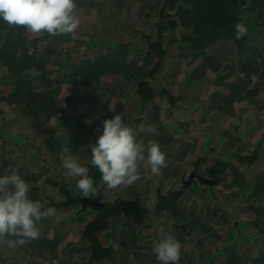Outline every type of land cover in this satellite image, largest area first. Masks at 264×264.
<instances>
[{
  "label": "flooded vegetation",
  "instance_id": "1",
  "mask_svg": "<svg viewBox=\"0 0 264 264\" xmlns=\"http://www.w3.org/2000/svg\"><path fill=\"white\" fill-rule=\"evenodd\" d=\"M171 15L173 27L167 36L171 43L169 46H173L180 52L184 47L181 37L188 31L180 24L176 11H173ZM241 16L245 18L243 14ZM245 26L252 33L261 29L260 26H255L254 21ZM197 40L202 42L201 38ZM184 58L183 56L180 60V65L183 67L182 73L189 78L191 86L195 85V90L202 92L200 67L202 61L192 57ZM171 59L174 61L173 57ZM189 63H192L190 68L187 67ZM225 72V68L219 70L217 72L219 81L213 84L219 94L216 98H214L216 93L210 99L207 98L208 101H217L221 106L210 109L207 118H199V122L196 117L202 115L203 102L198 93L195 94L196 103L193 107L183 102L185 97H189V89H186V95H180L181 100L175 106L171 105L168 96L155 97L150 107H147L144 112L141 96L135 92V81L129 82L124 77V81L119 84L122 89H110L111 92L108 94L97 90L103 78L99 83L85 87L80 94L81 97H77L79 95L77 88L71 94L45 92L31 94L34 99H39V107L35 104L31 106L25 103L10 104L9 95L4 99L0 96V176L5 174V169L8 167L18 169V174L30 185L29 197L40 201L44 206L42 210L48 207L57 210L56 217L39 222L38 239L16 248H9L6 242L0 243V264H53L46 259L47 254H59L60 259L57 264H94L91 243L82 237V230L106 228L111 225V205L122 199L128 201V204L117 218L125 222L129 220L134 230L128 229L131 230L129 236L121 233V241L127 245L120 247L114 244L113 259L103 264H159L153 254V245L161 238V235L157 225L153 232L148 233L152 229V226L148 224V217L161 214H166L163 220H174L172 226L165 229L172 235L175 234L174 224L189 231L192 229L195 234L198 233L196 230L202 232V221L208 226L211 221L212 227H209L206 233L219 238L218 243L213 244L215 253L210 255L211 261L217 258L215 260L219 261L218 264H228L227 261L231 260H237L243 264H264V148L260 140L251 143L258 137L257 133L246 132L248 127L257 123V118L261 121V127H264V88L260 87L262 83L258 81L248 85L247 72H239V75L231 79H226ZM238 85H242L243 91L240 97H234L230 90ZM132 95L139 99V114L149 112L150 109L151 115L150 121L140 116L128 122L122 117L124 122L132 128L138 141H143L142 128L145 130L149 125H154L157 131L160 123H163L172 135L179 132L184 141H201L195 156L198 160L191 163L188 168H184L187 171L186 174L194 173L202 175L203 178L209 177L210 170H216L220 162L225 164L227 172L222 176L223 182L219 183L212 179L216 185L209 189L199 186V193L193 189H186L180 176L175 184H170L172 187L170 191L190 190L196 199L194 204L205 196L215 201L218 194L222 199L218 206L213 205L207 208L206 203L202 202L200 206L202 210L200 207H191L184 212L180 208L176 214L168 210L156 211L159 193L165 194L166 186L162 184L161 188H157L149 183L154 179L162 181L164 177L159 173L153 174L150 178L146 161L145 182L140 175V179L131 186H120L109 190L103 184L101 174L91 165L89 144L95 143L102 133L103 120L113 118L116 114H126L124 110L130 104ZM46 98L54 99L57 105V108L49 113L42 107L46 105ZM116 98L119 100H115ZM121 98H124V103L120 102ZM164 103L167 104V109L161 113L159 122L158 105ZM236 115L239 116L237 120ZM86 118L92 119L91 125L84 123ZM25 122H28L32 135L25 133L21 127ZM192 127H195L199 133L196 139L190 138ZM155 133H151L153 141L161 146L160 140L154 138ZM13 137H20L19 141L22 143L12 139ZM65 148L68 149V155H72L78 163L89 168V175L97 188L95 195L83 196L75 186L76 181L67 176V171L57 155ZM174 149V143L173 146L164 144L165 154H168V150ZM190 154L191 151H189ZM180 156L188 157L181 154ZM145 189L148 190L147 193H144ZM225 193H229L230 196H224ZM232 197L241 199L244 204H232ZM145 199L152 200L150 207L144 206ZM185 200L187 198H184L182 203ZM132 205L136 207L129 211ZM203 211L205 214H202ZM178 218L181 220L180 223H177ZM121 227L127 232L125 224ZM67 229H72L80 235L78 240L68 242L62 249L59 248L55 252L47 248L48 242L62 245V238H58L57 233ZM107 238L108 233L104 239ZM108 243L113 241L108 240ZM131 243L135 245L134 250L130 246ZM186 243L187 240L182 238L180 244L183 262L189 256L185 252ZM231 243H234L232 247L225 248ZM116 249L121 251L119 260L115 258Z\"/></svg>",
  "mask_w": 264,
  "mask_h": 264
},
{
  "label": "trees",
  "instance_id": "2",
  "mask_svg": "<svg viewBox=\"0 0 264 264\" xmlns=\"http://www.w3.org/2000/svg\"><path fill=\"white\" fill-rule=\"evenodd\" d=\"M113 1L116 6L121 5L120 0ZM75 2L77 4L76 11L78 7L92 8L98 5L88 0H75ZM135 3L137 4V19L146 33L135 26H130L129 18L123 20L121 17L122 10H110L107 14L100 15L98 34L100 37L98 43L107 47L110 53L97 55L94 59L88 56L76 59L75 51L82 48L86 49V44L91 39L90 34L86 32L88 24L82 22L81 19L80 26L74 33L57 37L50 36L47 33L32 36L26 34L23 27H9L1 21L0 71L4 72L5 76L13 78L12 92L9 94L10 104L25 103L28 106L35 104L39 107V99H34L31 94L40 93L43 86L45 89L42 92L48 94L61 92L62 85L61 87H55L56 80L52 81L50 79L51 73L44 63L45 60H50L52 50L48 49L46 57L39 59L36 56L30 57L28 48L39 41H67L72 52L64 59L55 58V61L62 66L68 61H72V72L67 76L59 73L54 79L63 76V80L58 83L63 81L68 83L69 94L77 88L76 91L79 94L77 97H81L80 94L85 87L99 83L102 78L109 75H119L129 82L135 81V92L141 96L144 112L147 107H150V103L155 97L164 98L168 96L171 105L175 106L181 100V96H176L166 88L156 89L152 84L161 73L164 61L169 55L168 47L171 43L164 41V38L168 36L171 27H173L171 15L173 11L177 12L180 24L188 31L187 34H183L181 37L182 46L188 48H182L185 54L184 59L192 57L202 61L200 65L202 69V92L213 88L215 89L213 94L216 93L214 98L219 94L212 82L217 78V72L222 70L223 67L222 63L210 52L216 45L230 40L234 42L241 56L240 66L242 72H247L249 75L248 85H252L254 75H259L264 79V53L256 51L251 46L250 38L253 37V33L248 29L244 37L237 39L234 27L238 22L246 25L254 21L255 26L261 27L257 34H264V0H180L178 2L174 0H135ZM133 11L131 8L130 12ZM242 14L245 18L241 16ZM105 31L106 33L103 35ZM197 38H201L202 42ZM113 51H115L114 54H112ZM29 70H36L39 75H30L28 74ZM260 87L264 88V84H261ZM242 91V85L235 86L230 90L234 97H240ZM45 104L42 107L48 113L57 108L55 100L52 98H46ZM146 114H148V120L150 121V112H146ZM157 117L160 122L161 113L157 114ZM143 136V142L146 145L148 143L146 136H148V139L152 138L151 133L147 132V128L144 130ZM180 136L179 132L172 135L170 130L164 127L163 123H160L154 138L161 139V146L164 144L173 146L174 143L175 149L172 152H177L181 144L177 138ZM180 153L183 156L189 155V151H181ZM226 172L227 167L220 162L219 167L216 170H210L208 174L211 179L222 183V176ZM187 191L181 189L170 191L167 194L160 192L159 202L155 210H168L176 214L180 209L182 200L189 198L188 194H191ZM191 196L194 198L192 194ZM127 204L128 201L122 199L111 205L110 217L112 224L106 228L82 230V237L88 239L91 243L94 264L111 261L114 255V244L120 247L127 245V243L121 241V233H126V229H121V226L125 224L127 229L133 231V224L129 220L125 222L117 218ZM135 207V205H132L129 211ZM180 222L181 220L178 218L177 223ZM209 227H212L211 221L209 226L202 221V232L206 233ZM173 229L175 232L173 236L179 242L182 241V238L188 241L192 237H201L199 233L194 234L192 229L189 231L186 228L179 227L178 224H174ZM183 230L184 233L181 232ZM104 233H109L108 238L112 240L103 239ZM108 240L113 241V243H108ZM46 246L51 248L53 252L60 247L59 244L52 242H48ZM182 262L183 260L180 259L179 263ZM190 262H196V260L192 259ZM227 263L243 264L237 260L227 261ZM202 264L214 263L209 258V261L202 262Z\"/></svg>",
  "mask_w": 264,
  "mask_h": 264
},
{
  "label": "clouds",
  "instance_id": "3",
  "mask_svg": "<svg viewBox=\"0 0 264 264\" xmlns=\"http://www.w3.org/2000/svg\"><path fill=\"white\" fill-rule=\"evenodd\" d=\"M75 0H0V21L9 27H23L26 34L38 36L47 33L57 37L74 33L80 26ZM237 39L247 34L244 23L235 24ZM30 75H39L29 70ZM114 110V109H110ZM92 119L84 123L91 125ZM141 131H144L142 128ZM147 132L155 133L154 125ZM91 165L101 174L107 189L131 186L140 179L139 163L145 161L152 174L157 175L167 167L166 155L155 141H138L132 128L124 122L122 114L102 121V133L95 143H90ZM146 152V156H145ZM68 149L57 153L67 176L76 181V188L85 196L95 195L97 188L89 175ZM30 185L18 169H5L0 176V243L9 248L22 247L40 236L39 222L56 217L57 210L44 207L40 201L29 197ZM161 239L153 245V254L159 264H179L182 248L180 242L163 227L158 229ZM13 237L14 239H7Z\"/></svg>",
  "mask_w": 264,
  "mask_h": 264
},
{
  "label": "rangeland",
  "instance_id": "4",
  "mask_svg": "<svg viewBox=\"0 0 264 264\" xmlns=\"http://www.w3.org/2000/svg\"><path fill=\"white\" fill-rule=\"evenodd\" d=\"M89 2H95L98 4L95 7L92 8H84V7H78L77 10V15L79 18L82 20V22H86L88 24V27L86 28V32L90 34L91 39L88 41L86 44V49L82 48L80 50L75 51L76 59H80L81 57L88 56L89 58L94 59L97 55L100 54H108L110 53L108 48L105 46H92L91 49H89V42L94 41L98 42L100 39L99 37V29H100V15L107 14L110 10L116 11V10H122L121 12V17L122 19L129 18L128 22L130 26H135L136 28L141 29L143 32H145L144 27L140 23V21L137 19V4L135 3V0H123L121 2V5L116 6L113 0H88ZM133 9L134 11L131 13L130 9ZM132 14V16H131ZM105 30V29H104ZM106 31L104 32L103 35H105ZM146 33V32H145ZM177 37V35H175ZM169 38L166 36L164 38V41H168ZM250 44L253 46L256 51H260L264 53V34H257V32L253 33V37L250 38ZM38 46H41L43 48V52H39L35 50L33 52L32 56H37V58L41 57H46L48 48L52 50L50 60H48L45 63L46 68L49 70L51 73L50 79L52 81L56 80L55 82V87L62 85V89L60 93L64 94H69V87L68 83H65L64 81L61 83H58L63 80V76L58 77L57 79H54V77L61 73L64 75H69L72 72V61H68L65 63L63 66L61 64H57L55 61V58H60L64 59L66 56H68L69 53L72 52V49L69 47L67 41H62V42H49V41H39L36 43V45L29 47V51L32 48H37ZM169 55L164 61L163 69L161 73L158 75L157 79L153 81V87L156 89H162L166 88L170 91H172L176 96H180L182 94L186 95V89H189V97H185L184 99V104H186L189 107H193L196 103L195 99V94L198 93V96H200V99H202L203 105H202V115H199L196 117L197 122H199V118H207L210 109L214 107H219L221 106L217 101L212 102L208 101V99L211 98L213 93L215 92V89L209 88L205 92H201L198 89L195 90V85L191 86V83H189V78L186 77L182 71L183 67L180 65V60L181 57H183L184 51L178 52L176 49H174L173 46L168 47ZM115 51L112 52L114 54ZM213 56L216 57L217 60H219L222 63V67L224 70L225 68V73H226V79H231L235 75H239V72H242L241 70V56L239 55L236 46L233 41H227L220 43L214 47L213 50L210 52ZM178 55L180 57H178ZM171 57L174 58V61L171 59ZM190 65H187L188 68L191 67L192 63H189ZM173 68V69H172ZM6 74L2 71H0V96L2 98L5 96H8L12 92V82L13 78L10 76H5ZM188 79V81H187ZM3 81V82H1ZM124 81L123 76L119 75H110L105 78H103L98 91L101 93H106L108 94L110 89H118L121 90L122 88L120 87V82ZM219 80L216 78L212 83L216 84ZM132 82V81H130ZM58 83V84H57ZM212 85V84H211ZM189 86V87H188ZM45 89V87H42V91ZM41 91V92H42ZM115 100H119L116 98ZM138 97L132 95L131 96V102L130 104L126 107L124 112L126 114L122 115L123 118L127 119L128 122H132L131 120H135L136 118H139L140 116L148 120V115L146 113H143L140 115L139 114V104H138ZM120 102L124 103V98L120 99ZM160 109V113H163L167 109V104L163 105H158ZM207 110V112H206ZM150 112V109H149ZM175 116V115H174ZM176 117V116H175ZM239 116H235V119L237 120ZM169 124V123H167ZM242 124V123H241ZM240 124V126H241ZM251 124V121H250ZM263 125V124H262ZM260 126V127H259ZM24 129V132L27 134L32 135V131L29 130L28 128V122H25L21 126ZM192 130H196L195 127H192ZM253 131L255 134H258V137L255 140H252L251 143H254L258 140H260L263 148H264V127H261V121L257 118V123L254 126H250L247 128L246 132ZM189 132V131H188ZM239 134V133H238ZM144 137V136H143ZM262 137V138H261ZM15 138V137H13ZM12 138V139H13ZM261 138V139H260ZM146 139L148 141H153V138H149L146 136ZM192 139V138H191ZM161 142V139H159ZM177 140L181 143L179 146V149L177 152H172L168 150V154L166 155V162L169 163L167 167H164L161 169L160 174H163L164 179L162 181H157V180H150L149 183L153 187L161 188V185L166 186V191L165 194L168 193V190H172V187L170 184H175V180L179 179L180 173L182 172H187L184 168H188L191 163L196 162L198 159L195 157L199 147L201 146V141L195 142L194 140L192 142H187L182 140V138L178 137ZM22 143V142H19ZM147 145V144H146ZM145 145V146H146ZM197 146L195 149L193 146ZM203 145V141H202ZM161 150L164 152V145L160 146ZM49 150V148H48ZM181 151H191V154L186 157L182 158L180 156ZM146 155V152H145ZM146 161V160H145ZM145 161H140L139 163V172L140 175L143 177L144 180V172H145ZM149 168V167H148ZM150 171V169H149ZM148 176L151 178L153 174L151 171L149 172ZM176 190V189H174ZM193 190L197 191L199 193L198 188H193ZM148 190L145 189L144 193H147ZM167 192V193H166ZM190 192V191H189ZM164 194V193H163ZM123 196V195H119ZM217 198L215 201H211L208 196H205L204 198H200L196 204V199L191 196V194H188L187 199L185 200L181 205L180 208L182 211H187L189 209L194 208V207H200L202 202H205L207 208H211L213 205L218 206L221 202V196L216 195ZM224 196H230L229 193H225ZM111 198V197H110ZM231 203L232 204H244V202L241 199H236L234 197L231 198ZM144 206L150 207V204H152V200H146L144 201ZM146 210V207H144ZM202 210V207H200ZM204 210H206L204 208ZM202 214H205V211L202 212ZM166 216V214H161L159 216H154V215H149V223L150 226H152V229L148 231V233H151L154 231L156 225L158 226V229L160 227H163L164 229L169 228L172 226L174 223V220H163V218ZM123 229V228H121ZM200 234V238L197 237H192L188 239L186 245H185V252L188 254L189 258H187L184 262L180 264H202V262H207L209 261L210 255L215 253V248H213V244L218 243L219 238L215 235H210L208 233L201 232L200 230H196ZM107 233H104L102 238L106 236ZM109 234V233H108ZM126 235H130V231L127 229ZM57 236L62 238V245H60L59 248H63L68 242L76 241L78 240V235L74 230L72 229H67L63 230L61 232L57 233ZM112 240L111 238H108ZM161 238H159L157 241L158 242ZM203 244V245H202ZM132 250L135 249V245L133 243L130 244ZM120 253L121 251L116 249L115 250V258L117 260L120 259ZM46 259L49 261H52L53 264H57L58 260L60 259L59 254H47ZM195 259L196 262H190V260ZM217 259V258H215ZM213 259L211 262L216 264L219 261Z\"/></svg>",
  "mask_w": 264,
  "mask_h": 264
},
{
  "label": "water",
  "instance_id": "5",
  "mask_svg": "<svg viewBox=\"0 0 264 264\" xmlns=\"http://www.w3.org/2000/svg\"><path fill=\"white\" fill-rule=\"evenodd\" d=\"M92 46H103V44H100L98 42H94V41H90L89 42V49L92 48ZM14 140H17L18 142H20L19 140H21L20 137H15L13 138ZM180 179L182 181L183 186L186 189H192V188H198L199 186H203L206 187L207 189H209L210 187H213L214 185H216V183L210 178V177H202V175H197L194 173H190V174H186V172H182L180 175ZM234 245V243H231L229 245H227L225 248L227 247H232Z\"/></svg>",
  "mask_w": 264,
  "mask_h": 264
},
{
  "label": "built area",
  "instance_id": "6",
  "mask_svg": "<svg viewBox=\"0 0 264 264\" xmlns=\"http://www.w3.org/2000/svg\"><path fill=\"white\" fill-rule=\"evenodd\" d=\"M1 22V21H0ZM34 45H36V44H33V45H31V46H34ZM30 46V47H31ZM49 49V48H48ZM35 50H37V51H39V52H43V48L41 47V46H38L37 48H32L30 51H29V48H28V55L30 56V57H35V56H32L33 55V52L35 51ZM21 54V52L19 53V55ZM37 57V56H36ZM41 58H43V57H41ZM41 58H39V59H41ZM48 60H45L44 61V63H46ZM259 82V83H262V84H264V79H262L259 75H254L253 76V83L252 84H255V82ZM198 136H199V133H198V131H196V130H193L192 132H191V134H190V138H192V139H196V138H198ZM177 181V179L175 180V182Z\"/></svg>",
  "mask_w": 264,
  "mask_h": 264
},
{
  "label": "crops",
  "instance_id": "7",
  "mask_svg": "<svg viewBox=\"0 0 264 264\" xmlns=\"http://www.w3.org/2000/svg\"><path fill=\"white\" fill-rule=\"evenodd\" d=\"M197 131V130H196Z\"/></svg>",
  "mask_w": 264,
  "mask_h": 264
}]
</instances>
